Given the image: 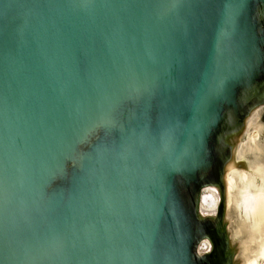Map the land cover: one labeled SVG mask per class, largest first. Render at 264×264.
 I'll return each instance as SVG.
<instances>
[{
  "label": "water",
  "instance_id": "obj_1",
  "mask_svg": "<svg viewBox=\"0 0 264 264\" xmlns=\"http://www.w3.org/2000/svg\"><path fill=\"white\" fill-rule=\"evenodd\" d=\"M261 13L0 0V264H225L220 221L195 201L220 183L226 112L239 126L242 94L264 92Z\"/></svg>",
  "mask_w": 264,
  "mask_h": 264
},
{
  "label": "clouds",
  "instance_id": "obj_2",
  "mask_svg": "<svg viewBox=\"0 0 264 264\" xmlns=\"http://www.w3.org/2000/svg\"><path fill=\"white\" fill-rule=\"evenodd\" d=\"M256 95L257 90L242 94L240 102L247 109L239 126L232 112H226L227 130L217 137L221 150L228 149L220 183H204L195 201L200 221H220L217 229L224 236L225 264H264V92L253 100ZM213 249L211 237L202 232L196 258L204 259Z\"/></svg>",
  "mask_w": 264,
  "mask_h": 264
}]
</instances>
